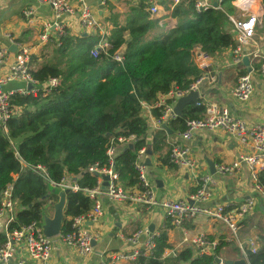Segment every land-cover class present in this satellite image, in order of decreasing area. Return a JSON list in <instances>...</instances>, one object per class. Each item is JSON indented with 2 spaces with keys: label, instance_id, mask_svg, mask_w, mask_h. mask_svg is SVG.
I'll list each match as a JSON object with an SVG mask.
<instances>
[{
  "label": "trees",
  "instance_id": "obj_1",
  "mask_svg": "<svg viewBox=\"0 0 264 264\" xmlns=\"http://www.w3.org/2000/svg\"><path fill=\"white\" fill-rule=\"evenodd\" d=\"M234 1L222 0L219 9L195 15L194 0H179L171 11L173 26L165 31L150 17L142 0H136L124 12L107 0L106 13L101 19L110 44L106 53L99 52L96 58L90 55L100 39L98 34H67L30 55L31 78L40 85L50 78H60V85L47 96L40 93L10 99L12 112L17 109V113L6 123L7 134L0 129V194L12 184L16 202L12 229L19 230L32 223L41 225L48 209L53 211L58 201V193L51 191L33 171L39 165L54 183L65 176L76 179L80 191L66 194L60 234L70 232V220L86 215L93 207L84 191L95 187L97 177L87 169L94 164L106 165V148L112 138L133 136L135 139L132 150L124 148L117 154L114 170L124 190L136 187L133 163L137 152L145 148L151 154H159L166 148L168 137L164 130H156L148 142L149 128L141 116L140 103L153 105L159 95L167 94L173 87L186 90L197 81L202 73L194 62L195 48L217 60L234 47L232 25L228 21V16L237 15ZM260 1L264 8V0ZM158 3L169 11L172 0ZM261 21L259 33L264 35V15ZM120 49H123L121 64L112 59ZM258 66L254 63L253 68L257 70ZM247 68L243 63L237 66L238 78L248 73ZM204 110V106L192 103L185 106L182 118L176 117L167 125L172 135L182 133L187 120L201 119ZM152 115L159 119L161 110L154 109ZM9 139L16 142L18 155L26 164L22 171ZM158 161L172 167L168 151ZM13 175L17 176L14 181ZM254 184L264 190V169L257 173ZM261 203L264 207V200ZM168 228L154 237V257H139L132 264H214V257L196 258L191 248L178 251L174 257H163L170 249ZM261 241L255 253L246 254L248 264H264V234ZM3 243L0 235V247ZM227 244L220 237L215 256ZM234 252L240 258L236 246Z\"/></svg>",
  "mask_w": 264,
  "mask_h": 264
},
{
  "label": "built area",
  "instance_id": "obj_2",
  "mask_svg": "<svg viewBox=\"0 0 264 264\" xmlns=\"http://www.w3.org/2000/svg\"><path fill=\"white\" fill-rule=\"evenodd\" d=\"M36 0L39 4H48L52 11L53 24L46 27L39 37L40 47L48 43V28L52 27L57 31L56 40L65 37L66 33L59 21L64 16H77L78 25L82 32L98 34L96 49L90 55L96 58L99 52L106 53L110 44L106 39V33L101 24L92 12L85 0ZM101 6L106 0H99ZM147 6V11L151 18L157 20L159 27L171 19V11L179 0H172V5L166 17L159 16V7L156 0H142ZM222 0H194L193 11L195 15L201 14L209 9H219ZM232 5L236 8V16H228V21L232 25L231 34L234 39V47L229 50V61L234 66H238L244 59L254 60L258 63L257 71L264 79V56L255 43L256 31L261 24L264 15V8L260 0H235ZM39 47V48H40ZM32 46H17L14 52L7 48H0V129L7 134L6 123L11 115L17 113V109L12 112L10 99L13 96H37L43 94L47 96L52 89L60 85V78H50L42 85L34 81L29 74V58L32 53ZM37 52V51H36ZM194 62L201 73L208 71L212 57L203 53L199 48L193 50ZM113 61L121 64L123 61V49L116 52ZM251 72L238 78L235 88L232 90V97L237 101H245L252 94ZM217 81L215 74L201 76L192 83L186 90H179L173 87L167 94L159 95L153 105L141 102V116L146 121L149 130H162L161 125L173 121L177 116L173 113L176 101L187 96L190 92H197V107L204 106V116L197 120H187L182 133L175 135L167 145L169 147V165L178 168L186 173L192 186L193 192L186 199H163L156 198L154 193V183L147 176L144 164L146 157L145 148L140 149L134 160V169L137 172V185L131 191L124 190L119 184V176L114 170L115 158L124 148L134 144V137H119L110 139L106 148V165L94 164L88 167L87 172L97 177L96 185L92 190L84 191V194L92 201L93 207L86 215H80L71 219L70 232L59 235V239L65 245L74 248L78 255L87 257L92 252V242L95 237L87 229V225L97 224L103 216L100 195L104 194L110 201H133L146 208H159L164 213V219L172 227L183 228L186 221L193 219L197 215H204L214 221L220 222L226 227L227 234L225 242L233 243L240 252V258L247 263L246 254L255 253L261 240L247 237L240 238V231L243 229V222L248 219L256 210L258 202L253 197H248L235 208H227L224 205L214 207L207 206L213 194V178L209 174L201 173V161L190 155L189 142L197 132L222 131L229 138L236 141L241 152L238 162L227 166L221 164L217 168L220 175L231 174L240 163L247 168L251 179L255 183L257 173L264 169V125L250 124L244 120L232 117L226 107L216 103L204 104L203 91L201 86L207 82L215 84ZM19 83L20 87L8 89L10 83ZM161 110L159 119L154 118L152 111ZM9 143L14 158L20 165L22 171L26 164L18 155L16 142L9 139ZM33 171L40 176L48 185L51 191L79 192L80 188L76 179L71 176L63 177L60 182L54 183L49 179V175L44 167L35 166ZM102 176L108 177V186L101 190L103 183ZM17 178L12 176V181ZM255 190L264 200V190L254 184ZM16 202L13 199L12 184H8L0 194V235L4 238V243L0 247V264H48L53 251V240L44 236L42 224L32 223L19 230L12 229L15 221ZM154 235L147 232H135L127 239V247L121 251L111 253L107 260H101L98 264H132L139 257H154L155 243ZM218 241H210L203 235L195 237L191 241L193 255L196 258L203 256H215V248ZM216 264V263H214ZM222 264V263H219ZM248 264V263H247Z\"/></svg>",
  "mask_w": 264,
  "mask_h": 264
},
{
  "label": "crops",
  "instance_id": "obj_3",
  "mask_svg": "<svg viewBox=\"0 0 264 264\" xmlns=\"http://www.w3.org/2000/svg\"><path fill=\"white\" fill-rule=\"evenodd\" d=\"M107 1V0H106ZM116 9L120 2L126 3L130 7L136 0H108ZM99 0H85L92 12L98 18L103 31L105 25L102 24V17L106 10L99 4ZM128 2V3H127ZM72 5H75L71 0ZM124 12V11H121ZM169 12V11H167ZM51 8L48 4H39L36 0H0V48H15L17 46H32V53L36 54L40 50L39 37L43 34L47 26L53 24ZM59 23L63 30L70 35H88L82 32L78 25L77 16H64ZM171 24L170 28H172ZM262 26L259 25L255 43L264 56V35L260 34ZM169 28V29H170ZM48 44L56 40L57 31L52 27L48 28ZM40 47V48H39ZM37 51V52H36ZM254 60H249L245 65L247 72H251L253 91L245 101H237L232 97V90L238 80L237 66L229 61V51H225L222 56L212 62L207 72L202 76L215 74L217 81L215 84L203 83L201 92L204 95V104L216 103L226 107L230 115L236 119L244 120L250 124L264 125V79L253 70ZM239 66V65H238ZM21 84L13 82L8 84V89L20 87ZM194 104V103H192ZM156 130H148L147 140L151 141L152 134ZM175 135L167 137L166 148L159 154H151L149 157L151 166H146L147 175L154 183V193L157 199H186L192 192L193 186L186 173L172 166L165 167L158 161L161 154L169 152L167 145ZM190 155L201 161V173L212 176L213 194L207 206L224 205L227 208H235L241 205L248 197L257 200L258 205L251 216L243 222V229L240 231V238L245 240L248 236V225L256 218L257 214H262L259 205L263 200L254 188V181L243 163L232 171L231 174L220 175L216 171L218 166L225 164L230 166L238 162L241 152L236 141L229 138L222 131L197 132L188 144ZM147 157V155H146ZM145 157V159H146ZM214 165V174L209 172L206 161ZM153 173V175H151ZM103 216L97 224L87 225L89 232L95 237L92 242V252L87 257L78 255L74 248H71L59 239L53 242V251L48 264H98L101 260H107L111 253L121 251L127 247V239L135 232H147L154 236L166 230L167 242L170 249L164 252L163 257L175 256L176 253L185 248H191V241L203 235L218 241L223 237L225 242L227 230L220 222L214 221L204 215H197L184 223L183 228H176L168 225L164 219V213L159 208H146L136 202L110 201L104 194L100 195ZM264 209V207H262ZM254 217V218H253ZM264 217V216H263ZM253 218L251 221L250 219ZM255 224H252L254 227ZM251 227V226H250ZM256 239V238H255ZM259 240V238H258ZM261 240V238H260ZM225 243H228L227 241ZM234 244L229 243L221 248L218 258L221 260H238L234 252ZM125 264V263H118Z\"/></svg>",
  "mask_w": 264,
  "mask_h": 264
},
{
  "label": "water",
  "instance_id": "obj_4",
  "mask_svg": "<svg viewBox=\"0 0 264 264\" xmlns=\"http://www.w3.org/2000/svg\"><path fill=\"white\" fill-rule=\"evenodd\" d=\"M9 50H10V52H14V48H10ZM242 63L244 65H246L248 63V60L244 59L242 61ZM197 97H198L197 92H190L187 96L178 99L174 105V108H173L174 115L182 118V109L185 106L190 105L191 103L195 104ZM161 129L164 130L167 133V135L172 136V132L169 130V128L166 124H162ZM128 148L130 150H132L133 145L132 144L129 145ZM146 155H147V157L144 161V164H145V166L150 167L151 162H150L149 157L151 156V152L146 151ZM205 161H206V164L208 166L209 172L211 174H214V165L211 162H209L208 160H205ZM101 178L103 180V183L101 185V190L104 191L105 188L108 186V177L102 176ZM67 193H68L67 191L58 193V201L53 206L52 217H48V216L43 217L42 231H43L44 236L49 238V239H53L54 237H58L61 233L62 224L64 222L63 210H64V205H65V197H66ZM259 207L261 210H263L261 205H259ZM214 263H216V264H219V263H222V264H247L244 259L221 260V259H217V258L214 259Z\"/></svg>",
  "mask_w": 264,
  "mask_h": 264
},
{
  "label": "rangeland",
  "instance_id": "obj_5",
  "mask_svg": "<svg viewBox=\"0 0 264 264\" xmlns=\"http://www.w3.org/2000/svg\"><path fill=\"white\" fill-rule=\"evenodd\" d=\"M160 0H156L157 2V5L159 7V16L158 17H166V15L168 14L167 11H165L163 9L162 6H160V4L158 3ZM117 10L119 12L121 11H126L128 10L127 8V4L126 3H123V2H120L118 5H117ZM171 24H173V22H171V20L169 21H166L164 23L163 26H161L165 31L168 30L171 26ZM150 37H152V34L150 35ZM39 53V52H38ZM147 170V169H146ZM153 175V173L151 174ZM148 176V175H147ZM149 177V176H148ZM52 214H53V211L49 210L47 211V216L48 217H52ZM257 217L256 218H251L250 221L253 219V221H251V223L248 225V236L250 238H256L258 240H260V238L262 237V235L264 234V217L261 215V214H257L256 215ZM252 224H255L254 227H252ZM251 226V227H250ZM57 239V237H54L52 240L53 242H55Z\"/></svg>",
  "mask_w": 264,
  "mask_h": 264
}]
</instances>
